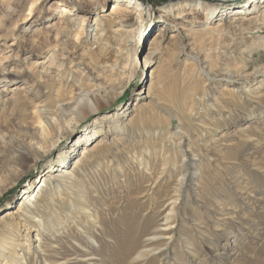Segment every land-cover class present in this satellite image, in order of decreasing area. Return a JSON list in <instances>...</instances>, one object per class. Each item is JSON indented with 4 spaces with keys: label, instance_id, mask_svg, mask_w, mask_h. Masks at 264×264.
<instances>
[{
    "label": "rangeland",
    "instance_id": "1",
    "mask_svg": "<svg viewBox=\"0 0 264 264\" xmlns=\"http://www.w3.org/2000/svg\"><path fill=\"white\" fill-rule=\"evenodd\" d=\"M98 1L78 43L69 39L50 46L42 72H22L24 87L14 99L11 92L0 101V213L14 210L25 184L58 156H65L72 173L49 178L46 172L40 196L27 204L26 214L0 222V239L6 242L0 264H264V49L251 48L264 35V22L221 34H208L196 23L198 30H181L193 33L186 37L188 47L172 45L178 38L169 37L178 36L174 30L164 34L162 45L152 46L163 23L136 31L131 20L128 27L105 26L95 36L94 19L114 0ZM186 1L195 0L136 2L156 19L161 7L173 5L172 15ZM200 1L222 8L245 0ZM51 2H58L56 10ZM66 3L75 4L36 0L34 7L51 13V22L59 16L58 5ZM75 13H66L72 23L80 20ZM185 19L203 21L198 11ZM228 19L219 22L225 26ZM8 21L10 43L23 32ZM7 45L0 48L4 54ZM151 51L157 52L149 63ZM153 66L162 70L153 97L139 110H119L122 103L141 99L144 74ZM100 81L108 92L98 101L100 109L67 139L60 138L61 126L52 123L50 109L58 99L69 104L76 85L95 89ZM124 93L125 100H119ZM38 113L54 127L48 148L56 142L34 166L33 155L21 152L38 140ZM90 126H96L106 151L74 168L80 148L74 142ZM222 200L235 210L222 216Z\"/></svg>",
    "mask_w": 264,
    "mask_h": 264
},
{
    "label": "bare ground",
    "instance_id": "2",
    "mask_svg": "<svg viewBox=\"0 0 264 264\" xmlns=\"http://www.w3.org/2000/svg\"><path fill=\"white\" fill-rule=\"evenodd\" d=\"M35 1L36 0H0V48L4 47V43L8 44L7 46L10 47V51L6 54L2 53L4 51L3 48L0 50V66L2 65V69L4 70V72L0 74V84L3 83L2 85H0V101L8 97L7 94H11V92L13 93L11 94V97H9V99H14V97L16 96H14V94L24 87V84L27 83V81L21 76L22 72L30 70H35V73L37 74L42 72V65L44 64L43 62L46 58L45 55L48 52V48L50 46L57 47L58 44L68 42L69 39L73 40V42L75 43H78L80 36L83 34V22H85L87 18L86 15H91V13L94 12L92 10L98 7L101 3L98 0H91L89 4H83L84 0H73V3L75 4H59V16L50 22L47 20L50 18L51 13H48V11L46 10H40V7L35 8ZM136 1L137 0H114L108 7L109 9L107 13H101L97 18L94 19L93 24L95 25V36L98 35L99 31L104 30L103 27L105 26L111 29H115V31L120 30L123 26L128 27L130 26L131 20L136 21V26L134 27V29H137L136 31H138V29L139 31L146 29L151 30L156 22H160L164 24V27L155 36H153L150 44H152V46L155 43L158 45H162L164 34L168 32V30H174L176 33H178V36L171 34L169 37L173 39L176 37L178 38L173 41L174 44L172 45H177L181 48H185L190 45V43H188V39L186 41V37H189L188 34L190 33V31L187 34H182L181 30L183 31L184 27H187L191 30L194 28L196 23L198 24V26H202L203 30H207L206 32L209 31L208 34L210 32L216 33V31L218 34L219 31H223L226 28L241 29V26L244 24H254L257 23V21L259 22V20H262L264 22V0H245L240 4V6L229 4L222 8H218L214 4L208 5L207 3L200 0L186 1L183 4H180L181 6L175 9L177 12L173 13L172 15L170 14L173 9V5L161 7V9L159 10L160 15L156 19L153 15V12L148 9L144 11V7H141V5ZM57 4L58 2H51V5L54 7L51 8L52 11L56 10ZM71 9L76 11L75 14H81L80 20L78 22L72 23L69 20L70 18H66V13ZM191 11L201 12L203 21L199 22V20H186L185 16L188 15ZM18 14H21V17H18L16 21L9 20L18 16ZM227 16L229 17L227 21L228 23L223 26L219 21H222V19ZM212 20H218V22L214 24ZM7 21L12 22L10 23V26H13L14 28H16L15 26H18L17 29H19L20 32H23L19 37H16L18 39H13L12 41H10V43H7V40H5V37H7L5 31L6 29H8L9 25L7 24ZM260 23L262 24V22ZM25 25H27V28L33 25H35V27L27 30V28H25ZM86 26L89 27V25ZM196 29L194 28V30ZM133 31L134 30L131 29V32ZM186 31L188 32L187 29ZM199 32L201 31L199 30ZM219 33L221 34V32ZM94 38L95 37H93V39ZM256 40L257 41L253 43L251 48L264 49V35L257 36ZM166 46L167 45H165V47ZM156 52L157 51H151L147 56L146 62H155V60H153V57ZM26 59L30 60L28 64L19 65L16 63H9L13 60L16 61ZM45 71L47 72V69H45ZM160 71L162 70H160L158 66H153L147 74V76L149 75V81L147 86L142 89L143 95L141 99H134L131 103L125 106L122 103V106L119 107V110L125 111L130 108L133 112L134 110H139L141 106L146 105V101L153 97L155 89L159 84L157 77L160 75ZM45 78L49 79L50 76L45 75ZM7 83L10 85H8ZM103 83V81H100V84H97V87L95 89L76 85L73 88L71 98L68 102H66L69 104L65 105V103H61L62 101L60 99L57 100V102L54 104V107L50 109V115H52L53 117L55 116V120L52 123H59V126H61L62 132L59 136L60 138L67 139L73 132H75L77 126L82 123L90 113L100 109V106L97 105L98 101L101 100V98L106 97L108 94L107 85H104ZM18 98L16 97L13 101H19L16 100ZM74 114L75 116L73 117ZM117 114L118 113H116L115 116H117ZM36 115L37 124L41 129L38 140L35 141L32 148H28L21 152L23 155H33V157L35 158L34 166H36L42 159H44L46 155L51 152V150L55 147L56 142L55 141L53 143L52 141V147L48 148L50 145H48L47 136L51 134L54 127L48 119H46V121L43 120L40 113ZM69 116L70 118L67 120L66 118ZM44 117L47 118V116ZM90 127V129L86 128L88 130L84 129V131H82V133H80L78 138L75 140L76 142H74L75 145H80V148H78V156L73 160L74 168H78L84 161H92V158L94 156H98L103 152V150L104 152L106 151L105 147L107 146V144L104 143V140L102 139L98 140V132L95 129L96 126ZM120 151H122V149ZM58 157V161L54 165H52L51 167L49 166V168H46L45 172H40L39 176H36L32 181H29L25 184V186L22 188L23 191L21 195L18 197L19 199H17V201L15 202L14 210L10 211V209L8 208L4 212L0 213V222H5V219H7L13 213H15L17 216H20L24 213L26 214V210L28 207L27 204L40 196L42 190L41 188L45 185L46 182V172L50 173L49 178L55 177L56 174L62 175V173H68V170L65 168V156L64 158L62 156ZM58 166L60 167L58 168ZM69 173L70 175H72L71 172ZM226 201L224 200L223 203L218 201V204H220L219 207L222 208V216L230 214L232 209L233 211L235 210V207L233 208V206H231L230 208L229 201ZM227 207H229L230 209H228ZM216 214H218V212ZM17 224L20 223L17 222ZM2 237L7 238V235H2ZM5 246L6 242H3V239H0V252L1 250L5 249ZM10 252L15 253L13 250H11Z\"/></svg>",
    "mask_w": 264,
    "mask_h": 264
},
{
    "label": "water",
    "instance_id": "3",
    "mask_svg": "<svg viewBox=\"0 0 264 264\" xmlns=\"http://www.w3.org/2000/svg\"><path fill=\"white\" fill-rule=\"evenodd\" d=\"M214 1H219V2H226L227 0H214ZM148 72H146L144 74V81H143V85H142V89L145 88L148 84V81H149V75L147 76Z\"/></svg>",
    "mask_w": 264,
    "mask_h": 264
},
{
    "label": "trees",
    "instance_id": "4",
    "mask_svg": "<svg viewBox=\"0 0 264 264\" xmlns=\"http://www.w3.org/2000/svg\"><path fill=\"white\" fill-rule=\"evenodd\" d=\"M125 96H126V93H124L123 96H122L119 100H125ZM17 187H19V186H17ZM15 188H16V187H15ZM15 188L12 189V190H15ZM12 190H10V191H12ZM5 197H6V196H5Z\"/></svg>",
    "mask_w": 264,
    "mask_h": 264
}]
</instances>
